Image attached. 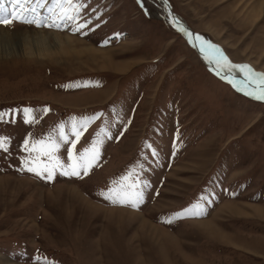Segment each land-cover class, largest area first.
Here are the masks:
<instances>
[{
    "label": "rangeland",
    "instance_id": "374dc122",
    "mask_svg": "<svg viewBox=\"0 0 264 264\" xmlns=\"http://www.w3.org/2000/svg\"><path fill=\"white\" fill-rule=\"evenodd\" d=\"M168 1L232 64L264 73V0ZM73 3L82 5L79 22L91 21L80 31L0 25V112L18 110L15 122L0 121L9 138L0 151V264H264V101L214 75L157 0ZM69 40L83 55L45 56ZM25 107L34 123H24ZM101 113L74 150L90 147L101 128L108 134L87 176L21 170L25 140L29 148L59 141L61 124L74 140L72 119ZM69 147L56 153L64 165ZM132 170L148 183L143 202L106 200ZM196 204L203 215L176 218Z\"/></svg>",
    "mask_w": 264,
    "mask_h": 264
},
{
    "label": "snow or ice",
    "instance_id": "6c2138e0",
    "mask_svg": "<svg viewBox=\"0 0 264 264\" xmlns=\"http://www.w3.org/2000/svg\"><path fill=\"white\" fill-rule=\"evenodd\" d=\"M46 0H11V9L6 8L3 2H0V25L10 26L15 21L21 23L34 24L37 27L47 26L55 27L57 29L66 26L71 23L74 31H80L87 28L91 23L90 20L79 22V10L82 7L80 4H74L73 0H53V5L48 9L51 14L49 17H40L37 13V9L44 6ZM143 6L144 0H138ZM59 9V13L56 10ZM180 31L185 32L189 36L190 42H192V34L188 33L183 27ZM196 41H202L200 51L205 53L206 59H209L210 63H215L219 74V70L227 68L229 71L232 68H237L241 72L247 73V81L243 87H239L233 83L234 87H237L238 91L244 92L245 95L251 96L254 99L264 101V73L254 71L248 64H232L223 51L209 41H204L203 37L196 36ZM105 44L108 41L104 42ZM194 46H196L194 44ZM211 51V55L209 52ZM91 82H86L84 85L80 83H70L63 85L65 88L88 86ZM232 83V81H230ZM249 84L254 87L249 88ZM16 109H12L7 112H0V121H6V117L12 116V122H15ZM24 123L31 124L35 122L33 115L34 110L29 107H25L22 110ZM48 111L47 108L44 109ZM101 114L94 116H85L77 120L75 117L71 122V135L75 137L74 140H69V135L64 131V124L59 126V141L49 137L48 140H32L31 148H29V141L25 140V151L29 152V158L23 161L24 168L28 172L34 173L38 177H45L48 180L54 178L56 171L60 170V174L64 176H87L89 172L96 166L98 158L100 156V145L103 144L104 136H108L104 128H101L96 133V138L92 141V144L88 148H84L78 155L74 154L76 143L79 141L83 134V131L87 130V127L94 120L98 119ZM110 138V136H109ZM8 137H0V151L8 152ZM71 144V147L67 149V158L71 161L70 164L64 165L60 158L56 155L59 151L61 144ZM151 148V145H147ZM35 153V155H32ZM152 154L155 156L158 153L155 149L152 150ZM42 157H47V163L43 162ZM113 187L109 188L107 192L102 193L106 200H109L113 204L128 205L133 208L138 207L144 199V189L148 187V183L145 180H141L135 173V170L130 171L127 175L122 176L119 181H113ZM203 208L201 205H193L189 209H185L182 213H177L176 218L184 216H200L203 215Z\"/></svg>",
    "mask_w": 264,
    "mask_h": 264
},
{
    "label": "water",
    "instance_id": "95a60500",
    "mask_svg": "<svg viewBox=\"0 0 264 264\" xmlns=\"http://www.w3.org/2000/svg\"><path fill=\"white\" fill-rule=\"evenodd\" d=\"M157 1L160 3V5H161V7H162V9L164 11V15L173 24L175 30H177L179 33H181L185 37V39L188 42V44L197 51V53L199 54L200 58L203 60V62L208 67V69L214 75L218 76L219 78H222L223 80L228 82L232 87H234L233 83H235L239 87H243L245 83H249L247 81V76H244L240 72H239V74H234L232 72V70L229 71L227 68L219 70V74H217L218 68H217L216 64L215 63H210L209 59H206L205 53H202L200 51L201 42L195 40V37L196 36H200V35L196 34L195 32H193L192 29L184 22V20L178 14H176L174 12V10H173V8H172V6H171V4H170V2L168 0H157ZM181 27L186 29L188 33L192 34V42H190L189 36L186 35L185 32L180 31ZM194 44L196 46H194ZM230 81H232V83H230ZM252 86L253 85L249 84V88L252 87ZM234 88L237 89V87H234Z\"/></svg>",
    "mask_w": 264,
    "mask_h": 264
},
{
    "label": "bare ground",
    "instance_id": "6f19581e",
    "mask_svg": "<svg viewBox=\"0 0 264 264\" xmlns=\"http://www.w3.org/2000/svg\"><path fill=\"white\" fill-rule=\"evenodd\" d=\"M0 2H3L4 6L6 7V5L8 7L6 8H9L11 9L12 7V3H11V0H0ZM38 13V12H37ZM39 15V14H38ZM40 17H44L46 18L45 16H43L42 14H40ZM48 17V16H47ZM71 41L70 43L66 44V45H62V48L61 50L59 51H49V52H46L45 53V56L49 57V58H52V59H62L63 57H67L68 59L70 58L71 61H74V59H76L75 57H72V56H69V50H73L75 53L77 52V56H81L83 54L79 53V48L74 44V43H78V41H74V40H69ZM74 42V43H72ZM62 52V56H55L56 54ZM26 53V52H25ZM84 53H87V54H92V55H95L97 56V53H100L102 54L101 52H95V51H92L91 49H87L84 51ZM10 54V51L7 52V55ZM3 55V54H0V56ZM5 55V56H7ZM27 55L30 56V57H38L40 56L41 54L40 53H34V52H27ZM3 58V57H2ZM67 59V60H68ZM234 74H239V72L237 71H232ZM253 87V86H252ZM251 89V87H250Z\"/></svg>",
    "mask_w": 264,
    "mask_h": 264
}]
</instances>
